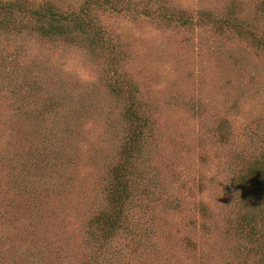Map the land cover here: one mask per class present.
I'll return each mask as SVG.
<instances>
[{
  "label": "rangeland",
  "instance_id": "rangeland-1",
  "mask_svg": "<svg viewBox=\"0 0 264 264\" xmlns=\"http://www.w3.org/2000/svg\"><path fill=\"white\" fill-rule=\"evenodd\" d=\"M0 264H264V0H0Z\"/></svg>",
  "mask_w": 264,
  "mask_h": 264
},
{
  "label": "trees",
  "instance_id": "trees-1",
  "mask_svg": "<svg viewBox=\"0 0 264 264\" xmlns=\"http://www.w3.org/2000/svg\"><path fill=\"white\" fill-rule=\"evenodd\" d=\"M120 1V0H118ZM119 3V2H118ZM55 14V15H53ZM51 13L50 15V19H51V23L54 24V21H57V17H56V13ZM48 15V13H44V16ZM206 16H202L205 17V20H208L209 22H214L215 21V17L214 15L211 14H205ZM175 16H166V18L169 21H175ZM176 20H181V23H188L193 21L192 16H180L179 19ZM223 26H228L230 27V23H228L227 21H223ZM237 30L240 29V31H242V27L238 26V25H233ZM143 126H144V122H140L139 126L137 127V132L134 134V139H132L133 144L130 143V145L125 149V163L123 164L124 167H121L117 173H115L114 175V179L112 181V187L110 190V200H111V205H110V209L108 210V212L104 213L103 215H101L98 218V223L99 226L102 230H107L106 234H111V232H113L114 230L117 229V226H119L121 224V222L123 221V215L124 212L126 210L127 207V201L129 200V197L132 195L131 191H130V183H129V177H130V165H131V160L134 159V156L136 154V144L139 143V139H141L142 137V132H143ZM256 174H258V169L255 167L252 170V176H255ZM259 185H261L259 183ZM254 190L256 189L253 186ZM259 189L257 188L255 190V193L258 192ZM250 195H245L243 196V199H249ZM258 198L255 196L253 197V199L251 200V205L253 206V208H255V206H257L258 204ZM97 220V219H96ZM256 219H253L251 222H248L247 226L250 228H252V230H254L255 232H257V225L254 223Z\"/></svg>",
  "mask_w": 264,
  "mask_h": 264
}]
</instances>
